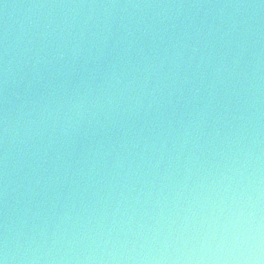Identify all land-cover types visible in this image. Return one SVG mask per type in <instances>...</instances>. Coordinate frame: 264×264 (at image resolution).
Returning a JSON list of instances; mask_svg holds the SVG:
<instances>
[{
	"label": "clouds",
	"instance_id": "obj_1",
	"mask_svg": "<svg viewBox=\"0 0 264 264\" xmlns=\"http://www.w3.org/2000/svg\"><path fill=\"white\" fill-rule=\"evenodd\" d=\"M31 7L65 13L0 36V264H264V0Z\"/></svg>",
	"mask_w": 264,
	"mask_h": 264
},
{
	"label": "water",
	"instance_id": "obj_2",
	"mask_svg": "<svg viewBox=\"0 0 264 264\" xmlns=\"http://www.w3.org/2000/svg\"><path fill=\"white\" fill-rule=\"evenodd\" d=\"M42 0H0V36L3 35L5 25L8 29L10 40H15L30 22L38 18L48 16L61 17L64 15L63 9H38L31 7L33 4L41 3ZM189 2V0H185ZM195 2V0H192ZM204 3H223L226 0H201ZM255 2V0H253ZM7 5V7H5ZM164 10L143 9L136 13L137 16L151 17L153 14ZM230 9L220 8H185L171 9L164 11L165 15L178 17L180 20L186 17H194L198 20H208L209 22L219 23L222 15L231 13ZM119 15V13H117ZM241 18L245 24L251 23L253 27L252 51L259 53V58L264 61V9L241 10ZM247 58V56H246ZM264 99V97H262Z\"/></svg>",
	"mask_w": 264,
	"mask_h": 264
}]
</instances>
